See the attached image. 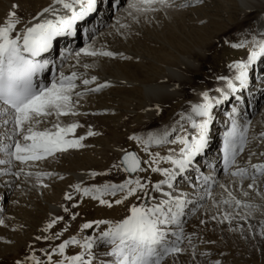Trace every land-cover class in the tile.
<instances>
[{
    "label": "bare ground",
    "instance_id": "bare-ground-1",
    "mask_svg": "<svg viewBox=\"0 0 264 264\" xmlns=\"http://www.w3.org/2000/svg\"><path fill=\"white\" fill-rule=\"evenodd\" d=\"M171 1L176 12L191 13L192 11L196 12L194 10L195 6L201 4L203 6L204 2H208L209 5L206 6L212 7L218 0ZM27 2V0H23L24 7L20 2L22 7H19V4V8L11 10V12L15 11L17 13L16 18L19 20L16 29L12 33L13 37L24 32L26 27H31L35 23L43 22L44 20H55L57 16L66 18L71 15L70 11L64 9L62 4H57L56 0H34V2L30 3L31 5ZM66 2H70V0H66ZM235 2L241 8V14L234 18L231 14L233 12L221 11L219 17L211 22L212 27L216 30L214 39L200 42L202 44H199L195 50H187L186 45L183 43L182 35H169L173 41L161 42L156 39L152 32L148 33L143 30L141 26L146 23L141 25L140 20L133 13L134 5L138 3L137 0H97L95 11L86 15L84 19L78 20L76 23L80 24H76L73 30L65 34V38L54 39L53 47L48 54L38 58L49 62V67L41 75L40 83L43 85L47 86L53 80H58L60 73L65 76L76 73L73 108L81 112L97 113L99 116L103 115L104 118L106 114H119L122 110L123 115L129 114L134 106L131 104L129 109L126 107L124 100L128 96H139L142 98L144 106L142 112L148 115L152 123L159 116L171 115L175 111L179 112L180 110L179 113L177 112V119L171 121L165 130L170 133L169 142L159 145L155 143L149 144L152 147L165 149L169 154L168 156L171 155L173 159L180 158L181 149L185 147L179 143V138L184 137L191 140L197 135L199 130L192 127V121L199 123L204 119L193 111V107L206 102L205 94L211 99L214 107L212 109V122L209 126L208 143L204 148V150H207L206 154L204 156L199 154L184 173L178 175L172 182L173 187L171 189L167 184H162L161 192H157L155 187H152L147 189L148 191L145 192L141 199V204L151 206L166 198L163 193L171 192L173 196H181L188 201L185 207V214L181 217V223L168 226L170 235L178 234L183 225L197 211L199 217L200 214H207L206 212L212 210L213 206L218 204L224 205L231 213L235 212V214H237L236 212H245L243 208L248 206L256 209L257 212H262L260 210L262 204L260 203L251 199L238 200L227 195L229 193L227 191L228 185L237 177L246 179L259 177L261 179H256V181H261L262 185H264V172H260L253 167V165H264V71L262 70L264 57L258 58L257 61L249 65L247 87L236 92L229 88V83H233L239 89V81L236 79L239 70L235 65L241 62L247 63L251 58V53L254 50L258 51L256 41L264 39V0H236ZM116 3L119 6L114 11ZM5 5L0 1V8ZM84 6L86 7V2ZM75 7L79 10L81 5H75ZM99 7H101V10H99ZM46 8L56 9L57 16H54L52 12H44ZM9 19L13 18L10 15L8 18H3L0 22V27L5 26ZM206 19H208V15H204L202 18H195L193 20L194 26L196 24L198 29H202L200 24ZM187 21L191 23L189 20ZM128 23L131 24V30L129 28L130 34L127 35L126 32L128 30L124 31L123 28ZM208 26L211 25L209 24ZM122 29L126 36H129L130 44L125 43L127 46L122 50L118 49L119 47L115 49L109 48L108 50V39L118 35ZM125 29L127 28L125 27ZM84 30L89 36L88 39L84 37ZM73 34L76 35L75 38L71 37ZM96 40L101 41L100 46L95 43ZM156 43L158 45L160 43V48L162 47L167 53L170 52L165 57L161 55V58L163 57L161 62L153 60L149 55L150 51L155 50L153 45ZM212 44L222 45V51L216 55L210 54L207 47ZM233 45L243 46L234 47ZM85 49L88 51H96L97 49L98 51L101 50V52L103 49V52H112L114 55L107 56L105 62H112V60L118 62L115 61L118 64L117 68L116 66L114 68L115 73L110 75L111 73L108 74L106 70L101 68L100 76H94V81L93 76L90 77L91 75L89 77L88 75H86L87 77L80 75L78 67L81 64L79 62L90 56L85 54ZM159 52L155 53L158 55ZM86 63L88 64V62ZM85 79L93 82L85 85L83 84ZM100 85L107 86L95 91L94 89ZM119 90H123L121 91L123 94V107L121 106L122 102L119 100ZM76 93L81 95L77 96ZM225 95L228 96L227 99L224 98ZM173 102H176V106L167 109V104L169 105V103ZM225 106L227 107L225 108ZM260 107H262V113L256 117L255 113ZM50 117H45L44 121L53 127L54 123L50 122ZM3 119L8 120L9 123L4 124ZM3 119H0V160L6 161V163L0 164V221L3 222L0 223V257L3 256L6 249H12L11 247H13L8 246L11 245L9 243L14 242L13 236L10 234L23 235V231L16 220L20 210L18 206L24 207L26 204L24 198L20 197L24 192V194L39 192L40 190L37 189L36 185L42 181L41 179L45 180L44 182L49 186H54L52 185L54 183L55 188L65 187L67 191H70L72 185L68 183L71 181L73 183V181H87L93 178V172L68 171L69 169L63 170L60 167H54L53 165L55 164L53 163L34 164L29 161L25 163L16 160L9 155V152L14 151V148H8V146L14 145L17 139H20L23 143L22 136L14 135V125L11 123V116H5ZM234 122L238 130L244 134V143L242 150L237 149L235 162L231 165H226L223 153L224 137ZM154 131L155 134H161L156 126ZM172 145L175 147L174 149H172ZM5 148H7V151L4 150ZM201 153L203 154L204 152L202 151ZM169 163V170H174L175 166L170 161ZM71 167L72 169L74 168L73 166ZM153 168L154 165H146L148 175L153 174ZM241 169L246 170L243 175L238 174ZM161 175L163 176L161 177L163 178L162 181L167 180L163 173ZM236 190L239 192L238 189ZM120 192L117 191L116 194H120ZM226 192L228 193L226 194ZM105 194L107 197L111 196L110 193ZM9 195L12 198L5 204L4 201L8 199ZM255 200L259 201L256 198ZM225 201H228V203H225ZM236 201H240V203L236 204ZM28 204H26L27 207H29ZM48 208L51 210L56 207L53 204H49ZM117 211L116 215H120L119 211H121V208L117 209ZM28 212H31V210H28ZM95 236L91 238H95ZM95 239L98 243L104 242L101 237H96ZM173 244L177 245V241ZM113 249L114 245L110 243L102 249V252H109L111 255L105 258L103 262L112 264L116 261V258L111 254ZM111 260L114 261L112 262Z\"/></svg>",
    "mask_w": 264,
    "mask_h": 264
},
{
    "label": "rangeland",
    "instance_id": "rangeland-1",
    "mask_svg": "<svg viewBox=\"0 0 264 264\" xmlns=\"http://www.w3.org/2000/svg\"><path fill=\"white\" fill-rule=\"evenodd\" d=\"M0 1L6 4L4 7L0 8V22L3 18L9 17L11 10L14 8L13 6L19 5L21 2L24 7L23 0ZM27 1L28 4L34 2V0ZM235 1L236 0H218L212 7L206 6L209 5V3L204 2V8L201 4L194 7L196 12L184 13L176 12L171 0H168V3L164 5L159 3L153 4L147 11L143 10V8L147 6L142 5L140 0H137L138 3H136L133 8V13L138 17L141 25L146 23L144 26H141L142 29L148 33L152 32L158 41H173L171 36L178 34V36H183V43L186 45L187 50H195L199 44H202L200 42L214 39V32H216V30L212 27L211 22L219 17L221 11L227 10L228 12H233L231 14L234 18L241 14V8ZM19 7H22L21 4ZM19 7L15 8L17 9ZM204 15H208V19L200 24L202 29H198L196 24L194 26L193 20H195V18H202ZM209 24L211 26H208ZM127 26H125L127 29H125V27L123 29L124 31L128 30V32H126L128 35L130 34L129 28L131 30V24L128 23ZM123 29L118 35L108 39V50L109 48L115 49L118 47V49L122 50L126 48V44H130V38L126 36ZM188 40L189 42H187ZM100 42V40L95 41L99 46L101 45ZM159 45L161 44L159 43ZM159 45L158 43L153 45V47L155 46V50L150 51L149 55L153 60L161 62L163 59L161 55L165 57L169 55L170 52L167 53L162 47L160 48ZM156 48L157 51H160L158 55L156 54ZM207 48H209L208 52L210 54L216 55L222 51L223 46L212 44ZM97 49L95 51L97 55L87 56L79 62L81 65L78 67V72L83 77L86 75H88V77L90 75V77H98L100 76L101 68L106 70L108 74L111 73L110 75L115 73L114 68L115 66L117 68L118 62L116 60L105 62L107 56L99 54L101 50L98 51ZM86 62H88V64ZM262 70L264 71V66ZM121 91L123 90H119V100L122 102L121 106L123 107V94ZM124 102L128 109L131 104L134 106L133 109H131L132 112L126 115H123L122 110L119 114H106L104 118L103 115L99 116L97 113L81 112L73 108L74 112L77 111L76 115H62L58 119L55 115L50 117L52 120H50V122H52V124L59 123L61 127H67L72 124V122L80 125L75 129L74 133H68L65 138L78 139L84 136L85 139L81 141L83 147L69 148L67 151L57 152L44 159L29 162L34 164L46 162L53 163L55 164L53 165L54 167H60L63 170L69 169L68 171L93 172L96 173V175H93V178L87 181H73V183L71 181L68 183L72 185L70 191H67L65 187L55 188L54 183H52L54 186H49L44 182L45 180L41 179L42 181L36 185V187H38L37 189L40 190L39 192H34L33 194L29 192L24 194V192L20 197L24 198L26 204L29 202V207H27L26 204L24 207L18 206L20 210L16 220L18 226L23 231V235L10 234L13 236L14 242L9 243L11 245L8 246L13 247H11L12 249H6L3 256L0 257V264H34L32 259L33 256L36 260L40 261V264H61V262H63V264H71V261L66 259V257L75 255H83L85 260L91 261V264L106 263L103 262L104 259L111 255L109 252H102V249L106 247V245L108 246L109 243L106 241L98 243L95 238L101 237L103 232L108 231L130 216L131 208L133 206H140L142 202L141 199L145 192L148 191L147 189L155 187L156 184L163 180V178H161L163 177L161 175L163 171L157 172L152 170L153 174L148 175L146 165H154V168L159 167L162 170L169 169V161L162 159L169 154L165 149L152 147L144 141L147 140L149 135L155 134V126L158 132L162 133L165 131L170 122L177 119V114L180 112L179 110V112L175 111L171 115L166 114L165 116H159L155 118L153 120L154 123H152L148 115L142 112L144 106L141 97L128 96ZM175 103L176 102L169 103V105L167 104V109L175 107ZM226 107L227 106H225V108ZM261 113L262 107L256 111L255 116L257 117ZM72 119L74 120L72 121ZM44 123H46V121H44L42 125L40 123L36 130H56H54L49 123ZM89 131L96 134L89 136L87 135ZM133 136L142 137L143 140H134L132 139ZM174 148L175 147L172 145V149ZM131 150L137 153L142 162V169H144L134 176H131L124 169L121 162L122 154ZM71 166L74 168L72 169ZM137 179H139L143 185H146L145 190L137 191L135 195L127 198H125L127 193L126 189L120 192V194L117 193L116 196L111 195L107 197V195L104 194L106 197L104 195L101 197V199L109 201L111 207L107 204H101L99 199L93 198L94 195L98 194L85 196L83 192H77L75 189V186L78 184L81 188H103L104 185H121L129 180L135 181ZM244 179L246 178H235V180L231 182L232 184L230 183L228 185L227 191L229 193L226 192V194L228 193V196L238 200L251 199L254 202L260 203L262 204V208L260 209L262 212H257L256 209L248 206L243 208L245 212H236L237 214H235V212L231 213L228 208H225V206L221 204L213 206L212 210L206 212L207 214H200L201 216L199 215V217L197 211L183 225L181 231L176 234L178 236L175 234L168 235L170 243L173 244L177 241V245L179 244L178 246L183 251L168 255L162 261V264H264V185H262L261 181H258L261 179L259 177ZM256 179L258 180L256 181ZM241 182L243 183L241 184ZM131 186L135 187V184ZM149 186L150 188H148ZM236 189H238L239 192H237ZM68 195H71L72 199H67ZM11 198L12 196L9 195L8 199L4 201L5 204H7ZM255 198L259 201H256ZM116 200H122L123 202L116 204ZM49 204H53L56 208L50 210L48 208ZM142 205L145 204L142 203L141 206ZM119 208H121V211H119L120 215H116V212H118L117 209ZM65 209H67V211H65ZM28 210H31V212H28ZM99 221H106L108 223H97ZM85 223H90L93 226L85 229L83 227ZM49 224L53 226L48 228ZM94 235H96L95 238H91ZM73 240L78 241V243L71 242ZM90 240L95 241L93 247L91 249H86L84 244ZM66 241L70 243H68L64 253L61 254L59 246ZM49 257H51V260ZM115 262L116 261H114V263Z\"/></svg>",
    "mask_w": 264,
    "mask_h": 264
},
{
    "label": "snow or ice",
    "instance_id": "snow-or-ice-1",
    "mask_svg": "<svg viewBox=\"0 0 264 264\" xmlns=\"http://www.w3.org/2000/svg\"><path fill=\"white\" fill-rule=\"evenodd\" d=\"M85 2L86 7L84 6ZM56 3L62 4L64 9L70 11L71 15L66 18L57 16L56 9L46 8L44 12H52L54 16H57L55 20H44L35 23L31 27H26L24 32L13 37L12 33L16 29L19 20L16 18L17 13L12 11L10 16L13 19H9L5 26L0 27V119L11 116V123L14 125L13 133L22 136L23 143L20 139H17L14 145H9L8 148H14V151L9 152V155L25 163L44 159L57 152L67 151L69 148L83 147L81 141L85 139L84 136L78 139L65 138L68 133H74L75 129L80 126L77 123H72L67 127H61L59 123H55L53 124L55 131L50 129L36 130L37 126L44 122L45 117L55 115L58 119L62 115L77 114L73 111L76 73H72L70 76L60 73L59 79L53 80L50 85L46 86L41 83L38 86L36 82L37 75L49 67L47 60L38 58L52 49L56 37L73 30L76 22L95 11L97 6V0H70V2L56 0ZM140 3L147 6L143 8L144 11H147L151 5L156 3L164 5L168 3V0H140ZM75 5H81L80 9L77 10ZM13 7H18V5ZM233 46L241 47L243 45ZM256 46L258 51L254 50L251 53V58L247 63L241 62L235 65L239 70L236 77L239 81V89L235 84L229 83V88L233 92L247 87L249 65L257 61L258 58L264 57V39L256 41ZM84 51L87 55H97L95 51H88L87 49ZM99 54L114 55L112 52H101ZM94 80L95 77H93ZM93 81L85 79L83 84L87 85ZM106 86L100 85L94 90L99 91ZM76 95L81 94L76 93ZM224 98L227 99L228 96L225 95ZM205 101V103L193 107V111L204 118L199 123L192 121V127L199 130L197 135L191 140L184 137L179 138V143L185 146L181 149L180 158L173 159L171 155L162 158L170 161L175 169L162 170L159 167L152 169L157 172L163 171V174L167 177V180L155 185L157 192L162 191V184H167L171 189L173 187L172 182L178 175L184 173L196 156L206 147L214 104L207 94H205ZM3 123L7 124L9 121L3 119ZM26 125L27 127H25ZM95 134L89 131L87 135L92 136ZM169 135L168 131L161 134H151L144 142L146 144H163L169 142ZM132 139L143 140L142 137L137 136H133ZM243 143L244 134L238 130L234 122L224 137L223 153L226 165L235 162L237 149L242 150ZM4 150L7 151V148ZM3 163H6V161L0 160V164ZM124 163L127 165L126 171L144 170L140 167L141 161L135 153L125 155ZM253 167L260 172H264V165H253ZM245 172V169H241L238 174L243 175ZM92 175H96V173ZM132 184H135V187H132ZM145 188L146 185H143L139 179L129 180L121 185H104L103 188H81L79 184L75 186L76 191L83 192L85 196L98 194L94 195L93 198L99 199L101 204H107L109 207H111V203L101 199L105 193L115 196L117 191L123 192L126 189L125 198H127L135 195L137 191L145 190ZM163 195L166 197L165 199L151 206H133L130 216L102 233L101 240L114 245L111 254L116 258V264H162V261L168 255L183 251L178 245L170 244L168 226L181 223V217L185 214L188 201L181 196H173L171 192H165ZM67 199H72L71 195H68ZM122 202V200L115 201L116 204ZM225 203H228V201H225ZM239 203L240 201H236V204ZM0 223L3 222L0 221ZM97 223L108 222L99 221ZM52 226V224H49L48 228ZM92 226L90 223L83 225L85 229ZM71 242L78 243L75 240ZM94 242V240H90L84 244V247L91 249ZM68 243L70 242L66 241L59 246L61 254L64 253ZM32 259L34 264H40V261L36 260L34 256ZM49 259L51 260V257ZM66 259L70 260L71 264H91V261L85 260L83 255L66 257Z\"/></svg>",
    "mask_w": 264,
    "mask_h": 264
},
{
    "label": "water",
    "instance_id": "water-1",
    "mask_svg": "<svg viewBox=\"0 0 264 264\" xmlns=\"http://www.w3.org/2000/svg\"><path fill=\"white\" fill-rule=\"evenodd\" d=\"M128 153H135L137 155V153L134 151V150H131V151H128V152H124L121 156V162H122V165L124 167V169L127 168V165L124 163V157L125 155H127ZM138 156V155H137ZM140 159V158H139ZM141 161V160H140ZM140 167L142 168V162L140 164ZM140 170L136 171V172H130V171H127L131 176H134L136 175Z\"/></svg>",
    "mask_w": 264,
    "mask_h": 264
}]
</instances>
